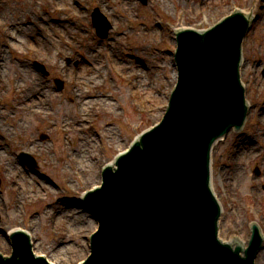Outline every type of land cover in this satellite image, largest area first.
I'll return each instance as SVG.
<instances>
[{
  "label": "rangeland",
  "instance_id": "rangeland-1",
  "mask_svg": "<svg viewBox=\"0 0 264 264\" xmlns=\"http://www.w3.org/2000/svg\"><path fill=\"white\" fill-rule=\"evenodd\" d=\"M55 1L0 0V23H4L3 25L5 26V30L0 28V49L3 52L2 59L4 57L8 59L5 68L2 70L3 73L0 71V76L2 74L0 77V232H4V229L10 228L11 230V228L18 227L10 218L14 219L21 214L27 215L29 218L30 216H34L31 220L28 219L25 224L20 225L30 230L31 234H33L34 252L47 255L55 264H77L87 253L86 239L94 230V222L88 213L82 211V209L67 210L68 203L71 200L76 202L72 199L73 197H63V195L50 188L47 183L40 180L41 178L37 175L29 173V170L25 167L22 168L18 165L20 162L17 159V155L22 151H28V149H38L36 155L39 169L47 174L50 180L61 182L60 178L71 176L73 167H75L71 164V161H67L66 157H70L78 152L77 149L79 150L80 147L79 142L82 144L92 143L90 145L91 150L88 153L93 158L96 155L98 159H92L91 163L86 160L79 161V163L90 166L89 186L95 184L100 176L98 171L94 173L93 171L106 159H102V148H108V143H110V140L107 139L108 132H113L112 135L117 141V146H111L112 148L108 150L113 153L115 148H123L122 145L119 146L118 144L124 139L128 140L130 135L134 133L132 123L137 121L138 117L137 113H135V106L139 105L140 111H145L144 109H149L150 107L151 115H155L151 121H148L144 118L145 114H139L140 122L142 121L141 127L158 120L161 116L162 107L166 104V99L163 96L158 98L160 94L153 95V92L149 96V101H144L145 106H142L140 101L146 96H142L140 92L141 87L138 83L144 77L149 81L150 78L159 77L158 80L161 83V88L167 85V82L163 80L164 77L168 80L175 78L176 72L170 59L171 54H168V51L171 52L172 50L173 43L168 38L171 37V34L164 25L165 21L172 19L166 18L158 9L159 7L157 8L158 4L156 0H149L146 7L141 6L140 3L138 4L137 0H131V13L123 6L126 4L125 0H83V2H78V4H74L73 0ZM31 2L33 5H31ZM99 3H105L104 9L108 10L110 15L117 16L115 19L117 20V23H115L117 33L113 34H115L116 38L118 35H123L124 38H121V41L118 42L123 47L121 50L124 51L125 59L130 62V66L132 67L130 72H126L122 70L125 66L118 67L117 65L116 70L111 66L114 75L109 71L107 74L104 73L107 84L106 81L105 84L98 83L100 79L93 71V67H96V65L93 63L94 60L89 53L90 47H95V43H99L91 27L89 16L92 7L94 9ZM182 3L186 5L185 7L191 6L195 9L201 5L199 0H182ZM229 3H234L235 5H239L240 3L241 6L246 4L247 11L258 13L259 9L261 10L262 4H264V0H234L233 2L222 0L218 8L211 6L205 9L208 13L217 16L216 19H218L227 15ZM55 6L58 8L63 7L65 9L64 13L60 15V13L54 14L53 12H49L48 7L54 8ZM173 6V0L167 3V7L170 10L169 13L174 18L171 22L175 23L181 20L176 19V12ZM34 9H37L44 15V21L38 27L34 25L30 26L29 24L25 25L29 21L28 19L35 17ZM66 9H68L67 12ZM20 16H22L21 20H26V22L17 25L15 21ZM191 16L186 14V18L188 19L184 21L185 24L195 22L194 16ZM260 16L262 17V15ZM155 17L162 20L163 24L161 28L163 31L159 29V32L157 29L155 34L150 36L152 30L150 28L155 24ZM10 20L13 25L8 23ZM18 26L22 27V30L25 31L24 37L16 40L13 32L17 36H20L22 32V30L18 29ZM255 27L253 32L249 33L244 44L243 55L246 61L243 66L247 73L253 72V69L256 67L254 65L255 61H257L256 54L260 53L259 50L264 40V22L260 18L255 22ZM6 29H9V32L4 36ZM147 36H150V40L145 39ZM159 36L163 37V44L156 47L155 41ZM57 52H59V60L58 57L56 59L55 53ZM127 54H132L135 58H139L140 63L137 64L138 66L135 64V59L128 58ZM66 58H68V63H65ZM247 59L248 66H246ZM33 61H39L45 65L48 72H50L48 80H45L34 70L33 66H31ZM56 61L61 62L64 69L59 75L54 70L55 68L52 67ZM114 62L116 63V61ZM260 64L262 67L264 58L260 60ZM21 69L25 71H20ZM119 71L122 74L117 75L116 72L120 73ZM135 71L139 73V78L136 80L135 76H133L135 75ZM21 72L22 74H20ZM58 78L64 81L63 89L60 91L54 83V80H58ZM15 79H17V83H15ZM23 80L26 87L30 89L32 83H34L39 89L40 100L47 104L38 106L39 109L34 110V112H27L26 107H35V104L25 102L24 95L28 97L30 91L14 87L15 84H20ZM73 80L77 82L74 83ZM250 80L253 81V79ZM261 86L264 92V82ZM73 91H80L84 94L79 97V101L84 97L88 99V106L83 108L82 112L81 107L79 108L77 103L73 102L70 98V94ZM130 91L134 92V96L130 94ZM101 97L110 99L111 102L109 103L113 105V108L100 104L98 101ZM261 101L262 103L259 106L263 104L262 107H264V100ZM18 104L21 111L15 113L13 118L6 119L4 111L11 112L12 106H17ZM42 108L49 109L47 115L41 111ZM157 108H160V110L157 111ZM257 109L254 115L255 122L252 119V125L249 128L251 134L254 136L257 134L259 139H256L251 146L240 144L239 147H242L243 150H248L249 155L243 156L236 161L238 167L230 168L233 172L236 171L237 177L235 179L237 181L240 180L238 174L241 175L242 172H245L247 180L251 178L252 174L257 176L256 169L254 168L257 167L259 169L262 166L261 162L252 163L257 157L255 156V150L261 148L263 152H261V156L262 158L264 157V114L263 118L259 120L256 117L259 114L257 113ZM83 115H85L86 120L91 121L90 125L92 128L82 122L80 117L84 118ZM68 121L75 123L68 125L70 131L65 136L68 138L67 142L61 136V132L58 129H60L59 125L62 122ZM77 125L81 126L79 132L75 130ZM82 125L85 127H82ZM42 135L46 136L44 137L45 139L41 138ZM7 137L12 141L11 144L8 139L5 140ZM240 142L241 138L237 139V137L230 136L225 146L223 145L215 149L214 179L216 180L218 177V184L215 181L213 182L214 188L218 193H224V191L228 190L225 180H227V177H230L231 180L233 173L227 167V161L232 162L235 160L229 158L234 156L233 150H238L235 144L237 145ZM217 174L218 176L216 177ZM236 183L233 182L234 189L236 188ZM247 185L248 182L245 183V186ZM245 186H242L243 189L241 188L239 191L248 194L250 191L252 192V187H256L258 188V193L255 192L254 198L257 197V200H259L264 196V185L259 186L258 181L257 184L254 181L253 186L249 189ZM28 193V197L37 195L39 198L32 199L31 201L33 202L29 203L28 197H26ZM250 195H253V193L248 195L239 194L237 197L244 201H249L252 197ZM49 206L51 207L48 208ZM56 206H61V212L72 211L68 213L70 215H67L66 218H71L75 212L78 216L88 218L91 223H84L82 225L75 224L74 222L63 223L64 220H58L59 216L57 217L55 214ZM50 215L54 219L62 221L61 225L65 224L63 229L58 228L54 230L51 226ZM63 235L64 237L59 243ZM1 243L4 246H1ZM6 243L2 235L0 238V250L5 249L7 251Z\"/></svg>",
  "mask_w": 264,
  "mask_h": 264
},
{
  "label": "water",
  "instance_id": "water-1",
  "mask_svg": "<svg viewBox=\"0 0 264 264\" xmlns=\"http://www.w3.org/2000/svg\"><path fill=\"white\" fill-rule=\"evenodd\" d=\"M238 17L235 15L226 19L208 32L187 31L179 34V58L183 78L173 97L172 109L165 124L173 123L172 119L176 117L186 116L190 121L193 120L194 112L189 109L199 101L205 104L211 101L213 110L225 121L238 117L242 105L234 80L237 77L239 44L248 29V23L244 19L240 21ZM197 56L200 57V62ZM186 89L187 94L193 91L192 99L191 95L187 98ZM174 102L185 104L187 109L175 108ZM212 116L214 113L209 114L206 124L196 127L200 146L194 150L198 156L195 161L194 180L178 178L165 181L166 178H173L172 175H165L173 158L169 154L164 155L163 163H167L166 166L160 164L155 170L154 162H149V168L144 167L145 160L154 151L159 154L156 148L163 141L158 136L148 138L143 151H140L141 144L137 143L126 158L121 160L118 174L109 183H112V187L116 185L118 189L123 185L128 187L129 183L125 185L128 177L131 183L127 192L135 193L124 196L127 201L120 210L119 217L118 209L114 213L105 211L102 215V208L99 206L100 222L102 226L108 227L95 238L92 250L94 264H163L162 256L160 253L157 255L159 250L169 252L188 241V258L184 264H196L199 261L198 241L205 242L204 238H207L210 229V218L215 212L214 203L206 198L207 166L199 161L204 140L214 130L210 119ZM192 126L191 122L188 123L186 131ZM184 151L186 150L177 148L174 152L180 156ZM161 184H176L173 186V198L176 201L166 204L159 202L157 198L163 196L159 191ZM138 197L145 200L143 205L136 203ZM74 203L76 205L72 203L74 207L67 206V210L80 209ZM122 235L125 237L122 245L126 247H121L119 242ZM132 250L135 256L131 255ZM155 258L158 259L156 263ZM26 259L23 258V264H29L25 262ZM6 263L12 264V261ZM212 264H217L214 255Z\"/></svg>",
  "mask_w": 264,
  "mask_h": 264
},
{
  "label": "bare ground",
  "instance_id": "bare-ground-1",
  "mask_svg": "<svg viewBox=\"0 0 264 264\" xmlns=\"http://www.w3.org/2000/svg\"><path fill=\"white\" fill-rule=\"evenodd\" d=\"M164 1V3H162L161 4V6H160V10L164 13V14H167V11H168V7H166V5H165V3H167V1L168 0H163ZM177 5H178V3H177ZM192 13V10L191 9H188V12H187V14H191ZM22 19V16H20V17H18V20H16L15 22H17V23H20V22H22L23 20H21ZM8 23L10 24V25H13V23H12V21L10 20V21H8ZM153 34H151L150 36H152ZM5 61L6 60H4L3 61V64H2V66L4 65V63H5ZM51 63V62H50ZM1 71H2V68H1ZM20 71H25V70H20ZM20 74H22V72L20 73ZM24 78H25V76H24ZM26 79V78H25ZM18 85H20V87L21 88H25V82H24V80L23 81H21V83L20 84H18ZM141 87L143 88V89H145V90H147V89H149L147 92H149V93H152V91H151V83H150V81H148V79H146V78H143L142 80H141ZM38 92H39V89H38V87L37 86H35L34 85V83H32V87H31V89H30V97L33 99V100H30V99H26V101H30V103H32V104H35V107H30V108H32V110H36V109H38L39 107L38 106H43V104H47L46 102H44V101H42V100H40V98H39V95H40V93L38 94ZM36 94H38V96H36ZM36 96V97H34L33 98V96ZM82 95H84L82 92H77V96L78 97H80V96H82ZM100 98V97H99ZM77 102L79 103L78 105L81 107V112L84 110L83 108H86L88 105H87V103H88V101H87V99H83L82 101H78V99H77ZM98 102H100V104H104V105H106V106H109V108H113V105L111 104V103H109V102H111V100L110 99H108V98H106V97H101V99H99V101ZM90 105V104H89ZM42 110V112L44 113V114H46L47 115V111L49 110V109H44V108H42L41 109ZM77 122H80V121H77ZM73 123H75V122H71V121H68V122H62V124H61V126L60 127H63V128H67L68 127V125H71V124H73ZM70 128V127H69ZM71 128H73V127H71ZM74 129V128H73ZM75 130H77V132H79L80 130H81V126H78L77 125V127H76V129ZM76 135V134H75ZM81 139H83L82 137H81ZM84 141H85V139H83ZM83 141V142H84ZM92 142V141H91ZM80 144V147L81 148H79V151L78 152H76L73 156H75V157H78L79 156V159L81 160V161H83L84 159H87V157L86 156H88V151H90L91 150V147H90V145L92 144H87V143H84V144H82L81 142L79 143ZM72 211H67V212H65V211H63V212H61V210H60V207H58V206H56V216L58 217L59 216V219L58 220H64L63 221V223H68V222H74L75 224H79V225H82V224H89V223H91L90 222V220L88 219V218H86L85 216L84 217H81V216H78L75 212L72 214V216H71V218H66L67 217V215H70V214H68V213H71ZM50 218H51V221H52V227L54 228V230H57L58 228H62L63 229V227H64V225L65 224H63V225H61L60 223L62 222V221H58V220H56V219H54V217L52 216V215H50L49 216ZM2 232H0V238L2 237V235L3 234H1ZM55 234H56V232H55ZM64 237V235L61 237V240H59V243L62 241V238ZM7 240V239H6ZM7 243H8V241H7ZM6 243V244H7ZM2 244V243H1ZM1 246H4V244H2Z\"/></svg>",
  "mask_w": 264,
  "mask_h": 264
}]
</instances>
